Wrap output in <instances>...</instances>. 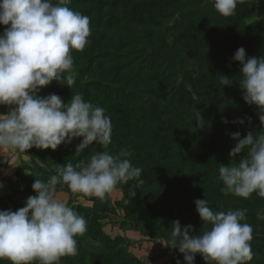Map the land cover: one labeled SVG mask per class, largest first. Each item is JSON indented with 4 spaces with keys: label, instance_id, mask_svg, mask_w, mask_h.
I'll use <instances>...</instances> for the list:
<instances>
[{
    "label": "rangeland",
    "instance_id": "1",
    "mask_svg": "<svg viewBox=\"0 0 264 264\" xmlns=\"http://www.w3.org/2000/svg\"><path fill=\"white\" fill-rule=\"evenodd\" d=\"M113 1L71 0L70 8L90 17L91 43L83 51L72 52L77 72L72 88L53 81L39 94L55 93L67 103L79 92L93 105L105 108L113 124L108 150L128 149L133 166L142 168L143 183L133 180L118 185L103 200L73 194L67 185L58 184L57 195L87 220V231L77 237V255L62 257L60 264H177L183 254L163 244L170 241L171 222L179 219L182 226L192 224L198 232L202 221L195 200L205 198L215 211L248 210L246 222L254 229V256L248 264H264V219L257 216L264 211V198L255 193L248 199L225 195L218 180L220 164L231 163L229 153L238 143L231 133L239 131L243 138L249 131L259 132L245 121L251 117L261 125L259 109L255 104L239 105L235 88H240L239 74L227 71V61L217 46L189 42L200 28L230 25L231 16L217 12L214 0H160L170 4L169 9L155 8L152 13L137 10L142 6L139 2L149 0ZM238 6L241 12H250L236 23L242 38L239 49L246 48L249 38L261 41L264 37V0H244ZM5 27L0 25V33ZM262 48L256 45L245 50L249 57H259L264 55ZM209 70L218 81V107L196 84ZM218 74L233 79L234 84L221 85ZM101 81L113 85L103 88ZM123 87L146 99H126ZM8 110L0 105V112ZM197 112L205 120L203 128L195 121ZM239 119L246 123H233ZM82 139L56 150L0 151V210L24 207L26 198L36 194L34 181H46L55 174L57 164H76L104 150L94 143L77 155ZM0 264L10 261L0 260ZM196 264L207 262L197 254Z\"/></svg>",
    "mask_w": 264,
    "mask_h": 264
},
{
    "label": "clouds",
    "instance_id": "2",
    "mask_svg": "<svg viewBox=\"0 0 264 264\" xmlns=\"http://www.w3.org/2000/svg\"><path fill=\"white\" fill-rule=\"evenodd\" d=\"M243 2L214 0V8L231 16ZM70 4L71 0H0V25L7 26L0 33V105L9 107L0 112V151L56 150L81 137L77 155L94 143L104 148L76 164H57L55 174L46 181H34L36 194L26 198L24 207L0 210V260L10 264H60L62 257L77 255V237L87 231V220L57 195L58 184L67 185L73 194L103 200L118 185L133 180L143 183L142 168L133 166L128 149L108 150L113 124L105 108L93 105L79 92L67 103L55 93L39 94L53 81L72 88L77 75L72 52L83 51L91 43L90 17ZM232 59L242 65L238 83L243 99L258 107L264 125V55L249 57L240 47ZM218 75L221 85L234 84L228 76ZM195 121L199 128L205 127L201 112ZM228 122L225 118L224 123ZM231 136L238 141L229 153L236 162L220 164L221 191L244 199L253 193L264 198V130L249 131L243 138L239 131ZM241 153L246 155L237 158ZM195 204L202 221L200 230L192 224L182 226L176 219L171 222L170 241L163 243L183 254L177 264H196L197 254L207 264L252 261L254 229L246 222L248 210L215 211L206 198L196 199ZM257 216L264 219V211Z\"/></svg>",
    "mask_w": 264,
    "mask_h": 264
},
{
    "label": "trees",
    "instance_id": "3",
    "mask_svg": "<svg viewBox=\"0 0 264 264\" xmlns=\"http://www.w3.org/2000/svg\"><path fill=\"white\" fill-rule=\"evenodd\" d=\"M118 0H114L112 3L118 4ZM142 6L137 7L139 12H155V8L159 10H163V8L169 9V5L166 2L162 3L160 0H149L144 2H139ZM111 5V4H110ZM237 5L236 11L233 15H231V23L226 24L225 26L220 25H212V26H206L204 29L200 28L197 30L191 37V40H189L190 44L195 43L196 46L199 47H207V46H217L219 50H221L222 53V59L227 61L225 68L229 73L233 74H239L240 68L242 65H240V62L230 60L231 57L235 54V52L238 50V46L240 44L239 39L241 38V34L239 35V30H237L236 24L239 21V18L244 16L245 13H250L249 11L243 10L242 12L238 8ZM247 15V14H246ZM229 25V26H228ZM239 29V27H238ZM239 35V36H238ZM242 39V38H241ZM256 45H264V37L261 41H258L257 38H253V41H250V38L245 41V49H251L253 46ZM262 51L264 52V48H262ZM217 79L215 78L214 71L209 70L207 73H203L198 79H197V87L198 89L204 94L208 95V97L215 103V105L218 107L219 102L221 100L219 95V86L217 84ZM100 86L103 88L111 87V83H108L107 81H101L99 82ZM119 87V86H117ZM238 91L237 94V101L240 106L246 107L249 106L244 99L242 95V89L239 87H235ZM125 91V97L129 100H135L138 98V100L146 99L145 95H142L141 93L134 92L130 89H127L125 87L122 88ZM251 106V105H250ZM247 125H250L253 128H257L260 131L264 130V125H260L259 122L254 121L251 119L249 121L247 118L245 120Z\"/></svg>",
    "mask_w": 264,
    "mask_h": 264
}]
</instances>
